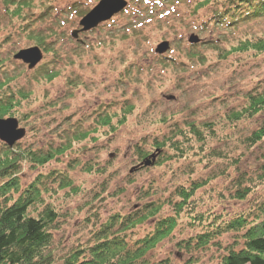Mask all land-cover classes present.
<instances>
[{"label":"rangeland","instance_id":"obj_1","mask_svg":"<svg viewBox=\"0 0 264 264\" xmlns=\"http://www.w3.org/2000/svg\"><path fill=\"white\" fill-rule=\"evenodd\" d=\"M30 1L24 18L12 19L0 0V81L5 83L4 95L14 96L18 104L6 119L18 120L26 130L17 143L22 149L73 145L44 168L26 161L19 174L23 189L53 171L72 180L74 190L50 184L53 191L44 194L45 206L61 215L54 233L58 258L92 242L113 216L131 214L151 202L177 201V190L195 182L211 180L196 194V209L190 212L209 215L211 221L217 216L220 224L248 215L264 202V183L257 181L264 142L252 149L244 144L264 124V114L238 123L228 118L246 105L248 94L264 92V52L233 51L244 42L264 41V16L248 17L253 8L234 0L228 7L235 8V17L218 24L214 3L230 0L214 1L196 14L197 4L205 0H125L123 12L81 33L80 22L103 0ZM194 38L200 42L192 44ZM41 40L47 53L37 45ZM165 43L170 49L160 55L157 49ZM32 47L44 54L34 70L15 60ZM45 71L56 77L49 80ZM126 104L134 111L116 133L97 125L100 112L111 106V114L122 115ZM192 124L203 131L211 126V132L204 131L203 150L193 139L184 159L132 173L142 163L136 147L151 155L156 142ZM76 133L89 137L77 142ZM4 145L0 140V152ZM239 178L253 180L244 201L233 199ZM174 214L167 204L158 220ZM188 220L185 210L173 236L147 256L151 264H218L230 247L237 248L240 239L231 232L218 238L219 246L184 250L179 243L203 232L189 227ZM155 222L129 233V240L144 238Z\"/></svg>","mask_w":264,"mask_h":264},{"label":"trees","instance_id":"obj_2","mask_svg":"<svg viewBox=\"0 0 264 264\" xmlns=\"http://www.w3.org/2000/svg\"><path fill=\"white\" fill-rule=\"evenodd\" d=\"M214 1L217 0H205L198 3L195 14L211 5L212 2L214 3ZM238 1L253 8L254 14H249L248 17L264 16V1ZM2 2L6 8V15L12 19H22V16L24 18V10L32 6L30 0H2ZM231 3V6H233L234 0L214 3V19L216 22L218 21V24H225L224 21L228 17L230 19L235 17L236 14L231 15L235 8L228 7ZM39 42L37 41V45L47 53L48 49L44 40H41L40 44ZM233 51L234 53L255 51L262 54L264 52V41L258 43L244 42ZM166 61L167 59H165ZM2 65L3 62L0 60V67ZM45 72L49 80L56 77L54 72L52 74L50 71ZM4 88L5 83L0 81V119L10 117L16 105H18L15 103L14 96L4 95ZM20 96H22L21 93ZM133 111L134 107L126 104L122 109V115L111 114L115 111L110 106L99 113L96 123L99 127L110 128L116 133L119 127L127 123L128 117ZM262 114H264V92H255L248 94L246 105L242 109L232 112L228 118L232 123H238L252 120ZM115 119H118V122L114 125ZM204 127L205 132L212 131L210 125ZM204 131L193 124L189 126L187 131L178 129L173 137L162 142H156L155 152L151 155L141 147H136V153L142 163L135 167L138 169L133 173L184 159L187 151L191 149L190 143L193 139L197 140L203 150L207 145ZM74 136V140L77 142L84 141L89 137L86 133H76ZM263 142L264 124L254 131L245 140L244 144L248 149H252ZM72 148V142L58 148L50 147L38 151L22 149L18 144L13 148L8 145H4L2 148L0 152V264H151L147 260V256L155 251L161 243L173 236L179 227L180 218L185 210L189 213V227H199L203 229V232L188 241L179 243V246L184 250L189 252L204 251L213 243L219 246L215 243L218 238L226 233L233 232L236 234L237 239H240L234 244L237 248L230 247L226 255L220 258L218 264H264V202L260 203L257 209L251 211L248 215H240L236 219L223 224H220L222 218L217 216H214L216 220L211 221L213 217L209 215H194L190 212L194 210V207L196 209V206H192L196 194L209 185L210 179L192 183L189 187H180L176 193L179 198L177 201L151 202L131 214L113 216L95 233L92 242L74 248L65 256L58 258L54 233L60 229L61 215L52 206H45L44 194L53 191L49 187L50 184H54L53 186L59 185L58 189L61 190L72 188V180L64 172L53 171L48 175L38 176L23 189L19 174L23 168V163L26 161L32 164L33 167L44 168L58 157L65 155ZM154 154L157 155L156 162L150 167L142 166ZM219 155L218 153L215 154V156ZM89 171L92 172V169ZM99 172L103 173L102 170ZM239 179L238 191L233 199L244 201L254 188L248 184L253 180H250L251 178ZM257 181L264 183V166L260 169ZM167 204L174 209L175 214L158 220V216ZM41 206H44V208L39 211ZM32 212H36L37 216H34ZM153 219L156 222L150 233L142 239L129 240V233L134 232ZM160 264H168V261Z\"/></svg>","mask_w":264,"mask_h":264},{"label":"water","instance_id":"obj_3","mask_svg":"<svg viewBox=\"0 0 264 264\" xmlns=\"http://www.w3.org/2000/svg\"><path fill=\"white\" fill-rule=\"evenodd\" d=\"M125 0H103L92 10L82 21L81 32L86 33L98 28L102 23H106L113 19L114 16L123 12L127 7ZM79 32H74L73 37L77 38ZM199 38H194L191 43L198 44ZM170 49L169 43H165L158 47L157 52L160 55L166 54ZM15 60L23 61V64L28 65L30 70L35 69L43 60V53L40 48L32 47L22 50L15 56ZM26 136V130L19 128V122L16 119H0V140L10 148H13L19 141ZM157 160V155L154 154L150 159L146 160L142 166L150 167ZM138 168H134L132 173Z\"/></svg>","mask_w":264,"mask_h":264}]
</instances>
